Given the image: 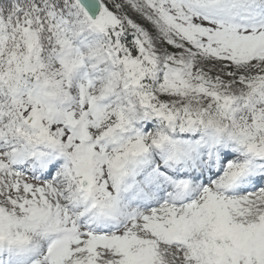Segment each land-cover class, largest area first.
Wrapping results in <instances>:
<instances>
[{"label": "rangeland", "instance_id": "374dc122", "mask_svg": "<svg viewBox=\"0 0 264 264\" xmlns=\"http://www.w3.org/2000/svg\"><path fill=\"white\" fill-rule=\"evenodd\" d=\"M108 9L99 24L74 0L66 10L61 29L71 49L57 62L77 66L68 78L37 74L20 95L7 55L0 57L1 259L264 264V191L222 190L260 157L252 151L264 153V0H121ZM127 37L135 58L119 44ZM25 41L31 72L38 63L33 33ZM30 110L36 120L28 126ZM217 141L241 160L227 163L211 187L207 178L192 182L190 201L139 209L115 195L129 176L141 181L137 172L159 181L158 168L145 172L170 148L201 171L200 151ZM141 151L148 153L136 156ZM42 154L66 162L51 167L50 178L38 172L40 161L16 169ZM79 206L91 220L77 225ZM95 217L121 228L97 233L87 226Z\"/></svg>", "mask_w": 264, "mask_h": 264}, {"label": "trees", "instance_id": "16d2710c", "mask_svg": "<svg viewBox=\"0 0 264 264\" xmlns=\"http://www.w3.org/2000/svg\"><path fill=\"white\" fill-rule=\"evenodd\" d=\"M100 2L109 12V5H119L121 0ZM72 4L73 0H0V57L6 54L9 59V75L14 78L16 93L29 94L27 88L37 74L51 80L59 79L60 76L65 78L73 70V66L67 67L61 61L57 62L71 49L69 39L62 33L61 22ZM30 33L34 35L38 63L36 70L28 72L24 56L29 50L25 40ZM128 39H120L119 44L125 49L126 55L135 58L136 51ZM58 72L62 74L58 76ZM147 79L150 80V77Z\"/></svg>", "mask_w": 264, "mask_h": 264}, {"label": "water", "instance_id": "95a60500", "mask_svg": "<svg viewBox=\"0 0 264 264\" xmlns=\"http://www.w3.org/2000/svg\"><path fill=\"white\" fill-rule=\"evenodd\" d=\"M75 2L84 10V12L87 14V16L93 23H100L104 14V9L100 4L99 0H75ZM34 120L35 111L31 110L25 118L24 122L26 125H31Z\"/></svg>", "mask_w": 264, "mask_h": 264}, {"label": "bare ground", "instance_id": "6f19581e", "mask_svg": "<svg viewBox=\"0 0 264 264\" xmlns=\"http://www.w3.org/2000/svg\"><path fill=\"white\" fill-rule=\"evenodd\" d=\"M95 66H97V65H95ZM99 66V65H98ZM99 68V67H98ZM98 68H95L96 70L98 69ZM100 70V69H99ZM98 70V71H99ZM117 94V93H116ZM6 147V146H5ZM3 148V147H2ZM7 148V147H6ZM31 162H33V160H30ZM52 167V163L50 164V168ZM262 177H264V174H261L259 171H256V172H253V173H251V174H249L248 176H246V178H244L243 179V182H246V181H252V180H254V179H261ZM215 179H217V178H215ZM215 182V181H214ZM260 186L258 185V183H256V187L253 189V190H251V191H255V190H257L258 188H259Z\"/></svg>", "mask_w": 264, "mask_h": 264}]
</instances>
